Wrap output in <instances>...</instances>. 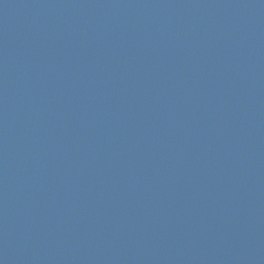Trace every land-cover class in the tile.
Wrapping results in <instances>:
<instances>
[{
  "label": "water",
  "instance_id": "obj_1",
  "mask_svg": "<svg viewBox=\"0 0 264 264\" xmlns=\"http://www.w3.org/2000/svg\"><path fill=\"white\" fill-rule=\"evenodd\" d=\"M0 264H264V0H0Z\"/></svg>",
  "mask_w": 264,
  "mask_h": 264
}]
</instances>
